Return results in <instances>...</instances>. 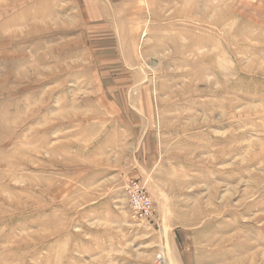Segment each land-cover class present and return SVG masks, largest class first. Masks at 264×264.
Wrapping results in <instances>:
<instances>
[{"label": "rangeland", "instance_id": "obj_1", "mask_svg": "<svg viewBox=\"0 0 264 264\" xmlns=\"http://www.w3.org/2000/svg\"><path fill=\"white\" fill-rule=\"evenodd\" d=\"M84 1L0 0V264H264V0Z\"/></svg>", "mask_w": 264, "mask_h": 264}, {"label": "built area", "instance_id": "obj_2", "mask_svg": "<svg viewBox=\"0 0 264 264\" xmlns=\"http://www.w3.org/2000/svg\"><path fill=\"white\" fill-rule=\"evenodd\" d=\"M137 181H132L125 188L129 198V206L134 217L140 220H147L152 215V204L150 199L143 192L142 186ZM157 258H160L159 256Z\"/></svg>", "mask_w": 264, "mask_h": 264}, {"label": "crops", "instance_id": "obj_3", "mask_svg": "<svg viewBox=\"0 0 264 264\" xmlns=\"http://www.w3.org/2000/svg\"><path fill=\"white\" fill-rule=\"evenodd\" d=\"M86 9H138L140 0H85Z\"/></svg>", "mask_w": 264, "mask_h": 264}, {"label": "bare ground", "instance_id": "obj_4", "mask_svg": "<svg viewBox=\"0 0 264 264\" xmlns=\"http://www.w3.org/2000/svg\"><path fill=\"white\" fill-rule=\"evenodd\" d=\"M199 50H200V49H199ZM187 51L190 52L192 55L196 53L195 49H193V48H188ZM196 56H198L197 58H201V57H203V55L199 56L198 53H197ZM92 92H93V91H92ZM87 93H88V92H87ZM89 94H90V93H89ZM161 258H162V257L160 256V260H161ZM160 262H164V258H162V260H161Z\"/></svg>", "mask_w": 264, "mask_h": 264}]
</instances>
